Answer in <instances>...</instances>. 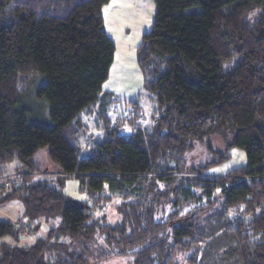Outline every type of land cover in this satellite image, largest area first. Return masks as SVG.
Here are the masks:
<instances>
[{"label": "trees", "instance_id": "trees-1", "mask_svg": "<svg viewBox=\"0 0 264 264\" xmlns=\"http://www.w3.org/2000/svg\"><path fill=\"white\" fill-rule=\"evenodd\" d=\"M109 1L0 0V181L18 172L0 203L19 199L34 230L48 224L32 244L3 242L0 264H264V0H155L138 49L149 119L138 99L102 88L116 49ZM29 77L44 78L48 123L23 101ZM224 132L233 139L219 161L238 146L245 164L189 166L198 140ZM46 146L57 180L37 175ZM69 176L86 201L63 192ZM116 195L119 221L94 212ZM7 235L19 241L23 228L0 219Z\"/></svg>", "mask_w": 264, "mask_h": 264}, {"label": "rangeland", "instance_id": "rangeland-1", "mask_svg": "<svg viewBox=\"0 0 264 264\" xmlns=\"http://www.w3.org/2000/svg\"><path fill=\"white\" fill-rule=\"evenodd\" d=\"M109 5V6H108ZM199 7H194L196 9ZM156 2L155 0H113L111 4H106L103 7L105 18V25L108 34L114 39L116 44L114 60L110 66L109 75L103 82V90L113 91L115 97L120 99V102L129 105L132 98L140 101L144 115L147 119L152 113V101L148 97L147 91L144 87V75L138 61V49L143 40V34L152 26L155 16ZM261 11V7H254L248 14L247 19L254 21ZM231 66V65H230ZM44 78L40 77V82L36 77H29L27 84L23 85L24 103L31 107L34 117L42 122H50L48 106L46 108V117L40 110V104L37 99V88L43 82ZM32 86V87H30ZM35 86V87H34ZM43 118V120H42ZM46 121H45V120ZM88 123L92 124L93 118ZM146 120V119H145ZM126 126V125H125ZM99 129L95 125H90V132L94 140L102 138L101 135H96ZM88 132V136H89ZM231 133H214L206 136L204 139L198 140L195 147L188 154L189 166L208 165L207 171L211 174H226L231 168L245 164L247 161V153L244 148L232 146L229 148L230 156L223 158L226 154L228 144L232 141ZM85 141L83 140V144ZM48 146L41 148L35 155V161L40 172L38 176H51L57 180L56 175L57 166L49 156ZM15 163L10 164L12 168ZM6 176L15 177L18 172L9 171ZM8 177H2L3 182H9ZM7 179V181H6ZM8 186V185H7ZM63 192L71 199L78 201H86L88 195L80 188V179L76 176H69L64 178L62 184ZM122 200L120 196L112 197L103 206L93 208L97 215L106 214L110 222H117L121 219L120 213L117 211L116 205ZM91 204V202L89 201ZM24 203L19 199H13L0 203V219H11L28 221L29 219L24 214ZM34 229V228H33ZM30 235H21L20 240H15L12 236L7 235L0 237V247L3 242L18 245L32 244L38 237L44 236L48 231V224H42L38 230H33ZM130 255L114 256L99 264H132Z\"/></svg>", "mask_w": 264, "mask_h": 264}, {"label": "built area", "instance_id": "built-area-1", "mask_svg": "<svg viewBox=\"0 0 264 264\" xmlns=\"http://www.w3.org/2000/svg\"><path fill=\"white\" fill-rule=\"evenodd\" d=\"M13 224L17 227H22L23 228V234L24 235H30L32 234V232H34L33 230V225H31V223L28 221H19V220H15L13 222Z\"/></svg>", "mask_w": 264, "mask_h": 264}, {"label": "crops", "instance_id": "crops-1", "mask_svg": "<svg viewBox=\"0 0 264 264\" xmlns=\"http://www.w3.org/2000/svg\"><path fill=\"white\" fill-rule=\"evenodd\" d=\"M111 2H113V0H110L107 4H111ZM108 6H109V5H108ZM45 233H46V232H45ZM45 233H44V234H45Z\"/></svg>", "mask_w": 264, "mask_h": 264}]
</instances>
